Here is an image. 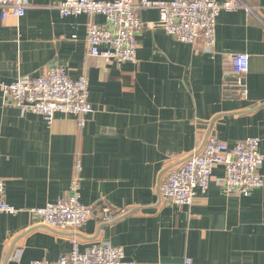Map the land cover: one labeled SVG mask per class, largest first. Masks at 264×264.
I'll return each instance as SVG.
<instances>
[{
  "label": "crops",
  "instance_id": "crops-1",
  "mask_svg": "<svg viewBox=\"0 0 264 264\" xmlns=\"http://www.w3.org/2000/svg\"><path fill=\"white\" fill-rule=\"evenodd\" d=\"M27 1L24 17L0 21V179L5 201L21 211L0 213V264L54 262L74 238L80 252L121 247L133 264H264V185L227 195L217 167L188 207L164 203L159 193L168 172L208 138L228 147L258 138L264 180V0H240L251 13L222 11L212 49L176 41L157 10H143L135 62L123 64L87 54V25L104 26L102 16L62 18L50 8L62 0ZM239 54L249 56L243 93L232 72ZM52 66L74 80L87 77L93 112L83 128L72 115L56 114L50 124L21 116L4 99L2 85ZM77 154L89 219L76 232L33 227L37 218L27 210L69 195ZM104 208L113 216L108 224Z\"/></svg>",
  "mask_w": 264,
  "mask_h": 264
},
{
  "label": "built area",
  "instance_id": "built-area-1",
  "mask_svg": "<svg viewBox=\"0 0 264 264\" xmlns=\"http://www.w3.org/2000/svg\"><path fill=\"white\" fill-rule=\"evenodd\" d=\"M29 5L27 0H0V21L9 17L22 18ZM62 18L102 16L104 26L89 23L86 28L88 56L102 60L105 64L135 62L136 36L142 29L140 13L155 9L159 13V25L163 31L183 44H194L201 39L205 49L215 45V25L222 11L239 9L251 13V9L240 0L222 3L216 0H62L50 5ZM249 56L236 55L232 60V72L239 93L244 92L242 77L248 72ZM5 100L19 110L21 116L33 114L50 124L56 114L77 117L80 128L93 109L88 102L89 82L86 76L71 79L65 68L52 66L39 77H18L14 82L1 86ZM263 157L259 152V139L247 138L233 147H228L215 138H208L198 153L187 158L170 172L159 186L164 203L188 207L198 194L208 189L212 172L217 167L224 169L218 180L227 195L243 196L260 189L264 180L259 174ZM81 168L79 155L75 158V177L69 195L42 208H31L27 213L37 218L33 227H44L55 232L78 231L89 219L91 211L80 202V182L77 174ZM4 185L0 179V213L17 215L18 209L10 206L3 196ZM102 220L109 223L113 216L108 208L102 212ZM29 264H133L125 260L121 247L109 244H93L80 252L76 238L72 249L56 261L36 260ZM184 264H193L186 259Z\"/></svg>",
  "mask_w": 264,
  "mask_h": 264
},
{
  "label": "water",
  "instance_id": "water-1",
  "mask_svg": "<svg viewBox=\"0 0 264 264\" xmlns=\"http://www.w3.org/2000/svg\"><path fill=\"white\" fill-rule=\"evenodd\" d=\"M200 44L202 47H203V42H202V40L201 39H197L196 41H195V43L194 44ZM206 141V140H205ZM205 143V142H204ZM204 145V144H203ZM201 150V148L199 149V151ZM198 151V152H199ZM198 152H196V153H198ZM101 220H102V216H101ZM103 224H108V223H103Z\"/></svg>",
  "mask_w": 264,
  "mask_h": 264
},
{
  "label": "rangeland",
  "instance_id": "rangeland-1",
  "mask_svg": "<svg viewBox=\"0 0 264 264\" xmlns=\"http://www.w3.org/2000/svg\"><path fill=\"white\" fill-rule=\"evenodd\" d=\"M93 1V0H92Z\"/></svg>",
  "mask_w": 264,
  "mask_h": 264
}]
</instances>
